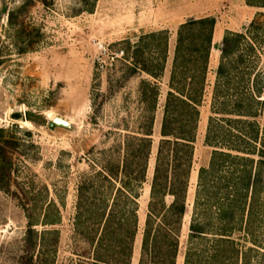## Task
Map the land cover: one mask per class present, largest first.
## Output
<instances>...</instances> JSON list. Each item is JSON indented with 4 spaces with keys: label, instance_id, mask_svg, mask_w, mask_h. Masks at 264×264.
<instances>
[{
    "label": "rangeland",
    "instance_id": "374dc122",
    "mask_svg": "<svg viewBox=\"0 0 264 264\" xmlns=\"http://www.w3.org/2000/svg\"><path fill=\"white\" fill-rule=\"evenodd\" d=\"M203 17L214 25L175 264H186L199 171L218 161L213 151L239 154L256 166L264 146V91L255 88L264 78V0H0V264H29L30 221L37 264H89L81 255L90 247L75 220L77 186L105 157L121 159L125 134L149 120L145 82L156 84L159 96L146 180L135 187L138 230L131 264L140 263L178 32ZM226 37L239 38L240 45L223 57ZM144 63L161 77L133 75ZM220 65L227 72L222 78ZM56 116L74 128L50 127ZM114 188L97 184L91 195L110 199ZM260 202L263 253L264 193ZM246 240L245 246L258 247L254 237ZM253 255L252 264H264V256Z\"/></svg>",
    "mask_w": 264,
    "mask_h": 264
},
{
    "label": "trees",
    "instance_id": "16d2710c",
    "mask_svg": "<svg viewBox=\"0 0 264 264\" xmlns=\"http://www.w3.org/2000/svg\"><path fill=\"white\" fill-rule=\"evenodd\" d=\"M213 25L212 18L190 19L178 32L139 264H175L178 234L188 210L186 201L194 156L197 106L204 88ZM239 43V38H224L222 56L235 53ZM191 65L201 67L191 72L187 69ZM140 71L155 79L162 74L149 69L146 63L142 67L135 66L132 74ZM225 74L226 68L220 65L218 78ZM145 84L150 86L149 94L147 90L143 94L144 100L150 97L149 120L137 131L125 134L121 159L105 157V164L98 170L92 167L90 178L82 177L77 186L75 220L81 225L80 235L90 247L87 256L81 255L90 261L89 264L132 263L138 230L135 187L146 180L154 111L159 96L156 84ZM255 88L259 94L264 91V78L257 79ZM257 155L256 167L252 159L239 154L213 151V157L218 156L220 160L208 168L201 167L189 225L186 264H252L253 253L264 256V252L258 250L261 247L258 238L260 197L264 193L263 145ZM222 168L225 171L222 172ZM214 173H217L216 180ZM104 182L115 187L113 196L99 200L97 193L91 195V192L96 190L97 184ZM115 182H119L118 187ZM98 210L101 211L96 212ZM35 236L30 221L25 238L29 264H37L32 253L38 244ZM249 237H254L258 247L243 244Z\"/></svg>",
    "mask_w": 264,
    "mask_h": 264
},
{
    "label": "water",
    "instance_id": "95a60500",
    "mask_svg": "<svg viewBox=\"0 0 264 264\" xmlns=\"http://www.w3.org/2000/svg\"><path fill=\"white\" fill-rule=\"evenodd\" d=\"M29 119L32 121L31 118ZM54 126H60V127L68 128V129L74 128V124L72 121L62 118V117H57V116L54 117L50 122V127H54Z\"/></svg>",
    "mask_w": 264,
    "mask_h": 264
},
{
    "label": "built area",
    "instance_id": "2783aa9c",
    "mask_svg": "<svg viewBox=\"0 0 264 264\" xmlns=\"http://www.w3.org/2000/svg\"><path fill=\"white\" fill-rule=\"evenodd\" d=\"M98 45H99L100 49H102V51L106 52V49L103 45H101L100 43ZM122 55H124V51H121L117 54V56H122ZM102 67H103V65H102Z\"/></svg>",
    "mask_w": 264,
    "mask_h": 264
},
{
    "label": "bare ground",
    "instance_id": "6f19581e",
    "mask_svg": "<svg viewBox=\"0 0 264 264\" xmlns=\"http://www.w3.org/2000/svg\"><path fill=\"white\" fill-rule=\"evenodd\" d=\"M25 123H26L27 125H29V122H28V121H26Z\"/></svg>",
    "mask_w": 264,
    "mask_h": 264
}]
</instances>
